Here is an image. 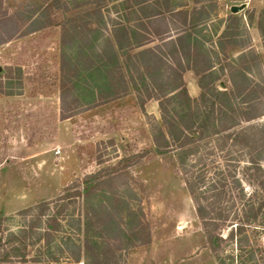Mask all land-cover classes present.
<instances>
[{
	"label": "trees",
	"instance_id": "obj_1",
	"mask_svg": "<svg viewBox=\"0 0 264 264\" xmlns=\"http://www.w3.org/2000/svg\"><path fill=\"white\" fill-rule=\"evenodd\" d=\"M86 1L93 6L58 23L62 99L73 89L101 105L133 91L142 111L146 101L156 100L160 120L153 118L150 123L152 151L174 159L211 252L223 264L217 256L221 243L233 241L236 252L228 257L231 264L233 260L260 264L248 234H264V119L257 121L264 116L261 60L247 43L232 39L241 36L246 25L229 14L217 38H200L203 28H198L208 24L214 0H191V7L172 0H126L123 12L111 23L103 20L106 0ZM52 2L57 8L63 4ZM48 9L44 7L43 12ZM165 14L176 20L173 27L151 23ZM47 25L51 23L38 24L39 28ZM168 28L175 37L153 43L157 38L164 40L159 31ZM257 28L264 36L261 23ZM232 46L239 47L235 57L227 52ZM187 70L196 76V96L185 86L183 73ZM142 155L118 163L131 164ZM241 162L238 175L234 164ZM102 180L97 169L67 186L54 200L22 209L18 213L22 223L15 231L3 229L4 217H0V262L25 261L32 247L33 261L118 264L114 232L122 227L115 214L95 200ZM243 181L251 186L249 193ZM116 196L117 213L130 214L128 199L120 193ZM137 220L140 226H135L132 235L147 228ZM220 228H228L225 238L217 232ZM149 237L146 230L141 244L148 243ZM125 242V249L135 246L130 239ZM258 246L261 249V242Z\"/></svg>",
	"mask_w": 264,
	"mask_h": 264
},
{
	"label": "rangeland",
	"instance_id": "obj_2",
	"mask_svg": "<svg viewBox=\"0 0 264 264\" xmlns=\"http://www.w3.org/2000/svg\"><path fill=\"white\" fill-rule=\"evenodd\" d=\"M60 1L63 4L57 8L52 0H0V217H4L3 229L17 230L23 218L18 215L19 211L41 201L54 200L67 186L99 169L103 179L99 198L95 199L99 207L115 214V221L127 236L136 232L138 218L147 225L130 238L122 234V228L115 230L118 264H219L207 244L174 159L152 151L150 123L153 118L160 120L157 101H146L142 111L133 91L101 105H94L87 93L73 89L62 99L59 86L62 46L58 23L93 5L85 0ZM125 2L105 1L102 8L105 23L120 16ZM172 2L192 5L191 0ZM212 2L215 7L205 22L208 24L198 28L206 31L198 36L215 39L229 14L240 17L246 29L241 36L232 39L247 43L249 50L259 55L264 88V36L257 28L261 23L264 29V0ZM241 4H245L243 9L230 12L232 5ZM47 6L48 11L43 12ZM132 17L133 14L129 15L130 19ZM44 23L51 25L39 28L38 24ZM151 23H167L173 27L172 23L177 22L165 14L164 18H155ZM213 28L218 31L213 32ZM97 36L99 45V34ZM153 43L161 42L157 38ZM238 50V46L227 47L231 57H235ZM68 52L71 54L73 48ZM252 75H257L256 70ZM183 79L191 96L194 88L199 91L192 71H185ZM222 81L229 85L225 78ZM263 119L264 116L257 121ZM142 152L136 162L118 163L120 159ZM220 159L217 157L216 161ZM221 164L222 160L218 165ZM234 165L240 175L242 162ZM243 185L249 193L251 186L246 181ZM119 193L128 199L130 214L117 213L116 195ZM146 230L150 240L141 244ZM227 231L228 228L217 230L222 238ZM105 232L106 229L102 234ZM248 237L255 248V258L264 264V234L260 237L250 233ZM129 239L130 245L135 246L125 249V241ZM235 252L233 241L225 240L217 256L224 260L223 264H231L232 259L228 257ZM28 255H33L32 247L28 248ZM18 261L13 259L0 264H18ZM233 264L239 263L233 260Z\"/></svg>",
	"mask_w": 264,
	"mask_h": 264
},
{
	"label": "crops",
	"instance_id": "obj_3",
	"mask_svg": "<svg viewBox=\"0 0 264 264\" xmlns=\"http://www.w3.org/2000/svg\"><path fill=\"white\" fill-rule=\"evenodd\" d=\"M203 31H206V29H204L203 28ZM159 33L160 34H162L163 36L162 37H164L163 39L164 40H159L160 42H162V43H164V42H168V41H170V40H172L174 37H175V35H174V33L173 32H171V31H169V30H161V31H159ZM200 35V34H199ZM195 85V84H194ZM196 87H197V83H196V85H195ZM199 89V88H198ZM199 93V91L197 92L196 90H195V88H194V91H193V93H191L192 94V96H196L197 94ZM28 258L25 260V261H18L17 263L18 264H52V263H50V262H47V261H33V260H31V257L32 256H27ZM65 264L67 263V262H64ZM80 263V262H79Z\"/></svg>",
	"mask_w": 264,
	"mask_h": 264
},
{
	"label": "water",
	"instance_id": "obj_4",
	"mask_svg": "<svg viewBox=\"0 0 264 264\" xmlns=\"http://www.w3.org/2000/svg\"><path fill=\"white\" fill-rule=\"evenodd\" d=\"M245 7V4H241V5H232L230 7V12L231 13H237L239 10L243 9Z\"/></svg>",
	"mask_w": 264,
	"mask_h": 264
}]
</instances>
